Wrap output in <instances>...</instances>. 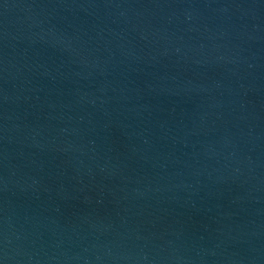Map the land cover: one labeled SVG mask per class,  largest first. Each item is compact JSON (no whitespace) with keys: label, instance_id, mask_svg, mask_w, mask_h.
Here are the masks:
<instances>
[{"label":"water","instance_id":"95a60500","mask_svg":"<svg viewBox=\"0 0 264 264\" xmlns=\"http://www.w3.org/2000/svg\"><path fill=\"white\" fill-rule=\"evenodd\" d=\"M0 264H264V0H0Z\"/></svg>","mask_w":264,"mask_h":264}]
</instances>
